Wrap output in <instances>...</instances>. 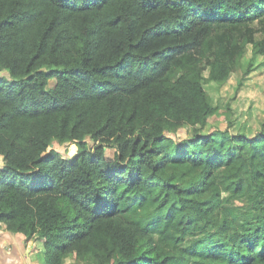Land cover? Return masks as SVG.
Returning a JSON list of instances; mask_svg holds the SVG:
<instances>
[{
    "label": "trees",
    "instance_id": "1",
    "mask_svg": "<svg viewBox=\"0 0 264 264\" xmlns=\"http://www.w3.org/2000/svg\"><path fill=\"white\" fill-rule=\"evenodd\" d=\"M259 54L264 0H0V223L46 264H264V123L207 129L205 88Z\"/></svg>",
    "mask_w": 264,
    "mask_h": 264
},
{
    "label": "rangeland",
    "instance_id": "2",
    "mask_svg": "<svg viewBox=\"0 0 264 264\" xmlns=\"http://www.w3.org/2000/svg\"><path fill=\"white\" fill-rule=\"evenodd\" d=\"M259 26L258 23H255ZM262 32L257 33L261 38ZM251 51V48H250ZM248 53L245 60L252 57V52ZM8 71H0V74H7ZM206 74L208 71L205 72ZM206 90L209 92L212 102L216 104L220 111L218 114L210 117L207 129L228 128L232 133H244L254 136L263 128L264 123V55L259 54L255 57V69L248 75L243 86L237 91V75L232 73L226 82L215 84L206 83ZM177 140H182L189 136L187 129H180L174 135ZM90 144L93 141L89 138ZM52 148L59 150L61 155L66 158L73 157L76 153L77 146L73 142L52 143ZM108 154L114 153V150L107 151ZM3 163L0 155V165ZM41 253H37L38 259L45 264L44 247L39 240ZM64 264H76L72 256L67 257Z\"/></svg>",
    "mask_w": 264,
    "mask_h": 264
},
{
    "label": "crops",
    "instance_id": "3",
    "mask_svg": "<svg viewBox=\"0 0 264 264\" xmlns=\"http://www.w3.org/2000/svg\"><path fill=\"white\" fill-rule=\"evenodd\" d=\"M41 250L39 240H27L23 233H13L0 223V264H42L37 255Z\"/></svg>",
    "mask_w": 264,
    "mask_h": 264
},
{
    "label": "water",
    "instance_id": "4",
    "mask_svg": "<svg viewBox=\"0 0 264 264\" xmlns=\"http://www.w3.org/2000/svg\"><path fill=\"white\" fill-rule=\"evenodd\" d=\"M53 145V144H52Z\"/></svg>",
    "mask_w": 264,
    "mask_h": 264
}]
</instances>
